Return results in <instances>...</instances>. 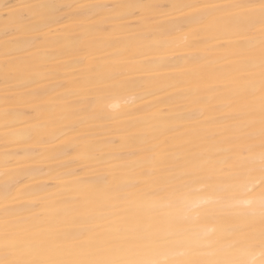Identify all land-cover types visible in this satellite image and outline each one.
Wrapping results in <instances>:
<instances>
[{"label":"bare ground","instance_id":"bare-ground-1","mask_svg":"<svg viewBox=\"0 0 264 264\" xmlns=\"http://www.w3.org/2000/svg\"><path fill=\"white\" fill-rule=\"evenodd\" d=\"M259 4L0 0V259L6 237L18 258H111L97 244L125 215L172 233L180 264L227 259L235 225L194 217H261ZM186 173L182 202L168 182Z\"/></svg>","mask_w":264,"mask_h":264},{"label":"snow or ice","instance_id":"snow-or-ice-1","mask_svg":"<svg viewBox=\"0 0 264 264\" xmlns=\"http://www.w3.org/2000/svg\"><path fill=\"white\" fill-rule=\"evenodd\" d=\"M255 7V6H250ZM264 16V0H260L258 6ZM261 173L264 174V144L261 145ZM190 174H184L168 183L175 186L174 195H179L184 202L186 193L181 190V185H186L191 179ZM264 189V182L261 185ZM251 203V201H248ZM261 216L264 218V190L260 195ZM195 211V209H189ZM199 217H194L198 219ZM173 234L160 230H154L151 226L136 218H129L126 215L121 217L120 222L113 231L105 235L97 244L101 249H106L114 255L105 259H49L36 261L18 258L22 251L21 244L17 241L5 238L4 257L0 264H180L169 251ZM254 243V238L237 236L231 242L230 258L216 260L211 264H255L254 261L244 259L248 255ZM259 248L261 259L259 264H264V231L259 236Z\"/></svg>","mask_w":264,"mask_h":264},{"label":"rangeland","instance_id":"rangeland-1","mask_svg":"<svg viewBox=\"0 0 264 264\" xmlns=\"http://www.w3.org/2000/svg\"><path fill=\"white\" fill-rule=\"evenodd\" d=\"M261 182H259L257 185H255L256 187H254V189H253V193H251L252 195L254 194V195H256V196H258V194H261V192H262V190H264V189H262V187H261V185H262V183L260 184ZM210 188H209V186L208 185H203V187H200L199 188V190H197V193H198V195L199 196H201V197H207V196H212L213 198H215L216 196L211 192V189L209 190ZM192 190H194V189H192V187L191 188H188V190L186 189L183 193H190V192H192ZM209 190V191H208ZM190 191V192H189ZM228 191V192H227ZM258 192V193H257ZM207 194V195H206ZM204 195V196H203ZM231 196V191H229L228 189L226 190V193H225V191H224V193L222 192L219 196H222V197H225V196ZM232 195H234V194H232ZM199 196H197V197H199ZM224 199H221L220 198V201H223ZM216 205H218L219 203H215ZM215 205H213V206H209V207H211V208H207L206 207V209H208V211H209V209H210V211H211V213H212V207H213V213H215V214H203V212H205V210L203 209V212L202 213H200L199 212V214H201V216H199V219H198V222H196L197 224L199 223V224H201V225H204V226H213L214 228H213V233H212V236L213 237H216L217 235V233H216V229H218V228H216V227H222V229H225V230H228V229H230V228H232V226H234L235 225V228H236V230H234L235 232H234V236H239L240 234H241V232L242 233H247L248 234V238H254V243H253V246H252V248L250 249V250H256V251H260V248H259V236H260V233H261V231H264V223H263V221H264V218L262 219V216L261 217H259L260 219H262L263 221L262 222H260L261 220L258 218V217H252V219H251V222L248 224V225H243L242 223H240L241 222V220L239 221V220H237L238 218H236V217H238V216H236L235 217V215H236V213L235 212H229V211H232V210H227L226 212H225V214L223 213V211H222V206H221V204H220V206L218 207V206H216V207H214ZM224 206V205H223ZM215 209H218V212L219 211H222V213H218L217 212V210H216V212H217V214H216V212H215ZM221 209V210H220ZM224 210V209H223ZM227 213V214H226ZM230 213H232V214H230ZM235 215H234V214ZM202 214L204 215V216H202ZM218 214H221V215H218ZM230 214V216L232 217V221H233V219H235V221H231L232 223H235V224H233L232 225V223L230 224V220H231V218L228 216ZM211 216V218H209ZM219 216V217H218ZM222 216V218H220ZM208 217V218H207ZM217 217H218V220H217ZM224 217V218H223ZM230 219H229V218ZM212 218H214V219H212ZM228 218V222H226V220L225 219H227ZM256 218H258V219H256ZM216 219V220H215ZM221 219V220H220ZM224 219V220H223ZM257 221H256V220ZM209 220V221H208ZM214 220V222H216L217 221V223H214V222H210V221H213ZM220 220V221H219ZM236 221H238V223L236 222ZM210 222V223H209ZM219 222V223H218ZM254 222V223H253ZM224 223V224H223ZM229 225H228V224ZM239 224V225H237V224ZM197 224H194V225H197ZM207 224V225H206ZM216 224H217V226H216ZM221 224V225H220ZM227 225V226H226ZM240 225H241V227H240ZM252 225V226H251ZM242 226H244V227H242ZM245 226H246V229H248L247 231H245V230H242V229H244L245 228ZM196 227V226H195ZM241 229H240V228ZM253 227V228H252ZM191 228V227H190ZM190 228H188L186 231H185V233H182V234H179L178 236H179V238H178V240H173V242L175 243V245H179L180 243L182 244L184 241L186 242L187 241V239L189 238V236L191 235V232H190ZM234 228V227H233ZM234 228V229H235ZM240 229V230H239ZM192 230V229H191ZM242 230V231H241ZM237 231V232H236ZM239 231H241V232H239ZM245 231V232H244ZM188 232V233H187ZM239 232V233H238ZM255 232H256V235H255ZM237 233V234H236ZM188 234V235H187ZM182 235V236H181ZM186 236H188V238L186 237ZM186 239H185V238ZM179 240H181L180 242H179ZM231 242L232 241H230V244H228L227 242L225 243V246L222 248V250H224V254H225V256L227 257V258H230V255H231V252H233L234 250H232L231 249ZM178 243V244H177ZM228 244V245H227ZM212 249V248H211ZM260 259H261V257H260Z\"/></svg>","mask_w":264,"mask_h":264}]
</instances>
